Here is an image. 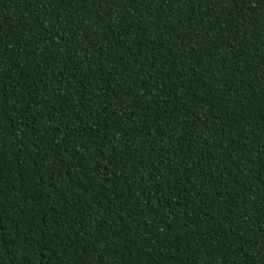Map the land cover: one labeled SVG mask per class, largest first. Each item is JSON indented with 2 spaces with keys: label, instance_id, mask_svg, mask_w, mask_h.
<instances>
[{
  "label": "trees",
  "instance_id": "16d2710c",
  "mask_svg": "<svg viewBox=\"0 0 264 264\" xmlns=\"http://www.w3.org/2000/svg\"><path fill=\"white\" fill-rule=\"evenodd\" d=\"M0 264H264V0H0Z\"/></svg>",
  "mask_w": 264,
  "mask_h": 264
}]
</instances>
